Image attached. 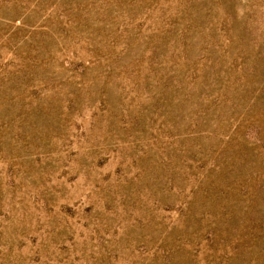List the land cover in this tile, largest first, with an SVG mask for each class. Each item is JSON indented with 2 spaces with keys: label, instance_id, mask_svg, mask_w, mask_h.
Here are the masks:
<instances>
[{
  "label": "rangeland",
  "instance_id": "1",
  "mask_svg": "<svg viewBox=\"0 0 264 264\" xmlns=\"http://www.w3.org/2000/svg\"><path fill=\"white\" fill-rule=\"evenodd\" d=\"M0 264H264V0H0Z\"/></svg>",
  "mask_w": 264,
  "mask_h": 264
}]
</instances>
